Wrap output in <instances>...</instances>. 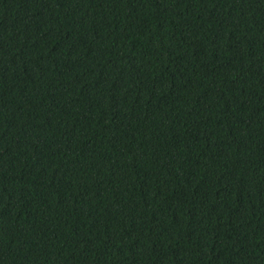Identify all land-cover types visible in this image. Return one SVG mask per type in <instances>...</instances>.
Wrapping results in <instances>:
<instances>
[{
	"label": "trees",
	"instance_id": "16d2710c",
	"mask_svg": "<svg viewBox=\"0 0 264 264\" xmlns=\"http://www.w3.org/2000/svg\"><path fill=\"white\" fill-rule=\"evenodd\" d=\"M0 264H264V0H0Z\"/></svg>",
	"mask_w": 264,
	"mask_h": 264
}]
</instances>
